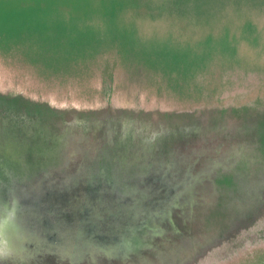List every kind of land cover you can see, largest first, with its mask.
<instances>
[{
    "label": "rangeland",
    "instance_id": "374dc122",
    "mask_svg": "<svg viewBox=\"0 0 264 264\" xmlns=\"http://www.w3.org/2000/svg\"><path fill=\"white\" fill-rule=\"evenodd\" d=\"M0 264H264V0H0Z\"/></svg>",
    "mask_w": 264,
    "mask_h": 264
},
{
    "label": "trees",
    "instance_id": "16d2710c",
    "mask_svg": "<svg viewBox=\"0 0 264 264\" xmlns=\"http://www.w3.org/2000/svg\"><path fill=\"white\" fill-rule=\"evenodd\" d=\"M64 6H68V4H63ZM63 5H57V8H60V6L62 7ZM75 11H78V12H82V13H86V11H85V8H82V9H79V10H75ZM92 13V12H91ZM132 36V35H131ZM131 36H130V38H131Z\"/></svg>",
    "mask_w": 264,
    "mask_h": 264
}]
</instances>
